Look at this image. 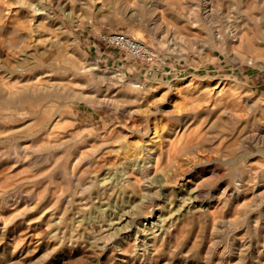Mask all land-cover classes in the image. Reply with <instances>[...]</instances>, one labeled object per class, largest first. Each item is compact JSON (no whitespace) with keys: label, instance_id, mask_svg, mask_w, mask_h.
Segmentation results:
<instances>
[{"label":"rangeland","instance_id":"rangeland-1","mask_svg":"<svg viewBox=\"0 0 264 264\" xmlns=\"http://www.w3.org/2000/svg\"><path fill=\"white\" fill-rule=\"evenodd\" d=\"M0 264H264V0H0Z\"/></svg>","mask_w":264,"mask_h":264},{"label":"built area","instance_id":"built-area-1","mask_svg":"<svg viewBox=\"0 0 264 264\" xmlns=\"http://www.w3.org/2000/svg\"><path fill=\"white\" fill-rule=\"evenodd\" d=\"M103 41L110 46L125 50L137 60L149 63L148 72L153 74V64L156 62L155 53L144 42H141L122 32L105 34L103 35Z\"/></svg>","mask_w":264,"mask_h":264}]
</instances>
